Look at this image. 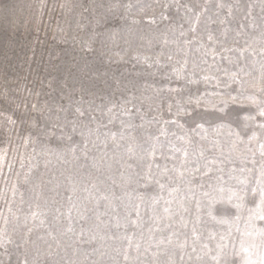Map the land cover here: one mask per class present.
<instances>
[{"label": "rangeland", "instance_id": "374dc122", "mask_svg": "<svg viewBox=\"0 0 264 264\" xmlns=\"http://www.w3.org/2000/svg\"><path fill=\"white\" fill-rule=\"evenodd\" d=\"M264 0H0V264H264Z\"/></svg>", "mask_w": 264, "mask_h": 264}, {"label": "snow or ice", "instance_id": "6c2138e0", "mask_svg": "<svg viewBox=\"0 0 264 264\" xmlns=\"http://www.w3.org/2000/svg\"><path fill=\"white\" fill-rule=\"evenodd\" d=\"M261 115H264V109L261 110ZM261 198L264 200V192H261ZM26 264V262H25Z\"/></svg>", "mask_w": 264, "mask_h": 264}]
</instances>
